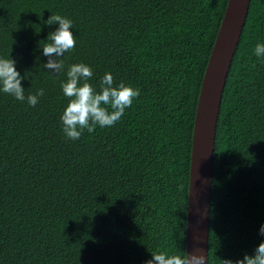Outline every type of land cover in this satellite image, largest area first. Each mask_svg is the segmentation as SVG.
<instances>
[{"label": "trees", "instance_id": "obj_1", "mask_svg": "<svg viewBox=\"0 0 264 264\" xmlns=\"http://www.w3.org/2000/svg\"><path fill=\"white\" fill-rule=\"evenodd\" d=\"M228 0H0V57L25 97L0 90V264H146L186 254L191 152L202 81ZM73 22L76 47L44 67ZM264 0H251L223 92L215 142L209 264L264 242ZM140 89L114 126L63 131L71 65ZM83 83V81H81Z\"/></svg>", "mask_w": 264, "mask_h": 264}, {"label": "clouds", "instance_id": "obj_2", "mask_svg": "<svg viewBox=\"0 0 264 264\" xmlns=\"http://www.w3.org/2000/svg\"><path fill=\"white\" fill-rule=\"evenodd\" d=\"M46 23L58 24L59 27L49 34L47 41L50 42L42 46L43 54L49 58L44 67L59 73L64 64L58 58L76 47V36L72 31L73 22L59 14H52ZM254 51L257 56L264 57V44H257ZM15 65L14 59L0 57V90L19 101L27 99V103L34 107L38 103V98L45 94L44 89L25 97V89L21 83L24 77ZM67 76V81L62 83V90L70 102L61 120L64 133L72 140H78L85 129L91 133L97 126L102 128L114 126L124 115L125 110L140 96V89L125 85L123 82L118 87L113 86L114 78L111 72L106 73L101 79V90L98 92L88 82L93 76L92 68L84 63L71 65ZM260 234L264 235V225L260 228ZM206 260L208 261V257L202 250L186 252L183 256L162 251L152 252V259L146 264H205ZM222 264H264V242L255 249L254 255L246 254L243 259L235 262L223 259Z\"/></svg>", "mask_w": 264, "mask_h": 264}, {"label": "water", "instance_id": "obj_3", "mask_svg": "<svg viewBox=\"0 0 264 264\" xmlns=\"http://www.w3.org/2000/svg\"><path fill=\"white\" fill-rule=\"evenodd\" d=\"M251 0L228 4L202 81L192 141L186 252L209 260L215 142L223 92L249 14ZM208 264V261H205Z\"/></svg>", "mask_w": 264, "mask_h": 264}]
</instances>
